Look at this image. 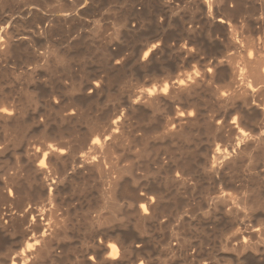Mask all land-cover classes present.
<instances>
[{"label": "bare ground", "instance_id": "bare-ground-1", "mask_svg": "<svg viewBox=\"0 0 264 264\" xmlns=\"http://www.w3.org/2000/svg\"><path fill=\"white\" fill-rule=\"evenodd\" d=\"M25 1H27V5L31 6L30 9H32V11L37 8H43L41 7L42 5L44 7L46 6L45 10L47 14H45L44 19L48 21L47 24L50 27L53 26L56 28H60L59 25L62 18H66L68 15L81 18L86 15L89 8L92 7L90 6L92 2L87 3L86 0L67 1L68 3L61 4L63 7L62 9L53 8V0L52 3L51 0ZM246 1L248 0H196L197 5L195 10L199 7L201 11L198 10L203 12V16L205 17L204 24H206L204 26L208 27L209 31H216L218 29L219 31L223 30L227 41L224 40L228 43V47L230 44L231 47L235 48L237 52L236 56H228L222 51L224 55H220V57L217 55L218 57L214 56L215 58L212 59L208 57L210 59L201 60L202 63H199L200 67L198 70H192V73L187 71L188 73H179L174 77H167L163 79L162 83L161 81L160 84L157 83V86L151 84L152 86L147 87L145 90L135 91L127 88L124 91V100L118 102L119 104L111 109V113L102 115L90 113L94 115L91 116L88 113L93 109H91V107L99 104L108 96H113L112 93L114 92H111L110 85L126 74L125 66L130 59V57L128 59L123 55V57H119V55H121L119 49L113 50L112 47L114 46H112V44V47L110 46V40L112 39L110 37L112 35L109 36L108 34L109 37H104V35L101 34L103 35V39L102 42L99 39L100 44L99 42L98 44L100 45L99 49L101 51L102 60L100 63L102 65L101 70L95 72L94 78L92 77L93 80L85 84L73 81L67 84V80L61 81L60 86H62L63 90L66 89L76 93V95L73 94L75 97L64 105H62L64 101L61 103V99H58L59 96L55 95V89L51 88L46 92L40 93L45 97V103L48 107L53 110L57 108L58 110L59 115L56 121L57 129L55 128L58 140L54 143L50 142L48 144H42L41 146H27L26 144V146L20 145V147L18 145L24 140L25 127L32 125V122L35 123L34 125H36L37 122L38 125L45 126L49 118L37 121L36 117L39 109L29 112V108H27L28 104L25 103L33 99L32 94L35 92L33 82H36L34 79H38L37 76L40 74V71L43 70L42 72L51 74L55 72L56 65L58 64L57 66L60 65L65 74V70L67 71L71 65L70 61L73 57V53L71 57L69 52L65 53L59 51L60 48L59 50L52 48L48 55H43V63H41L38 58L41 54L35 55L34 58L36 59L33 60L35 64L33 62L34 65L32 64V67L30 66L31 68L26 70L24 75L22 73L28 81L21 86V88L19 87L21 89V92L19 91L21 97H24V99H22L23 101L13 96L12 89V91L10 90L11 94L9 88L5 90L6 88L4 89V87L2 88L0 86V156L2 157L1 154L4 153H15L19 155H12L13 159L16 157V161L14 160L16 162L15 166H13V168H7V170L3 172V175L0 176V200L5 198L8 202L5 211L2 212L0 208V264H264V168L261 167L262 169L255 171L254 174L250 171L252 184L242 189V191H246L242 192L243 195L240 194L241 196L239 195V197H234V195L232 197L228 195L229 193L210 195L206 192L204 194L209 195V197L203 195V197H205V204H201V202H203L201 199H196L197 201L191 205L190 201H194V197L182 198L180 197L181 195L179 196L180 190L186 188L188 182L187 178L189 175L191 176L197 164L199 165V163H201L202 170L204 169L208 173H212L216 170L220 171L221 168L223 169L225 167L229 169L239 168L241 166L238 157L246 151V153H248L250 146H256L258 142H262L264 135L261 136L259 134L258 137H255L253 135L255 133H253L252 137L255 138L252 139L250 133L246 132L247 130H240L235 127L236 122H228L229 119L227 120L225 118H221L223 120L220 121H214L212 117H207L203 114L204 112L199 109L200 107H197L198 104L195 102L196 100L190 99L191 95L193 96L196 94L200 87L206 85L210 97H213L215 100L214 104L216 103L222 107L234 104L236 109L238 108V111L243 114L242 117L244 116L247 122L249 120H252V122L256 120L257 122L258 119H256V117L259 114L260 116L264 114V101H262V103L256 98L261 90L260 84L264 83V19L253 17L250 20V24L262 33L257 39L244 41L238 36V38H236L237 34L235 35V29H238L239 25L237 28L236 25L238 21L233 16L242 13L241 11L244 10H242V8ZM250 2L252 3L253 9L264 10V0H250ZM215 3L220 4V7L214 9ZM80 4L82 5L80 6ZM193 5H195V3ZM133 6L134 5H132L131 8H133ZM195 10H192V12L194 13ZM58 11L60 13H58ZM66 11H68V13H66ZM126 19L125 16L122 15L116 22H120V24L125 26L128 30L130 29L136 32L132 30V24V28L129 26V28L127 27ZM33 22L32 30L34 29L35 33L40 32L47 34L49 32V28L47 26L45 27V24L39 25L38 21ZM183 23L181 26L182 29L185 30L187 36L191 34L193 38L190 37L191 43H189V41L187 43L182 42L183 44L177 42L179 44L178 52L179 54L184 53L186 57L192 59L196 56V51L201 47L197 41L198 38L196 39L195 37L199 32L196 33L195 31L197 30L189 27V25V28H186ZM160 24L162 25V23ZM194 28L197 29L198 27ZM99 29L98 27L97 31ZM138 29L139 28H137V30ZM154 29H156V27ZM161 29L162 28H159V30ZM164 29L163 34L166 35L167 33L165 34ZM157 30H154L156 31L154 34H147V37H143L142 39L144 41L142 40V43L139 42L141 45L138 52L139 55L141 52V56L138 55V58L140 59L136 58L135 54V57L130 55L131 58L134 57V59L136 58L139 60V65L142 66L143 69H147L148 67L146 66L152 64L150 62L157 61V54L163 51H160L162 35L160 31L157 32ZM119 31L120 30H118V33ZM209 31L208 36L210 37ZM194 32L196 34H194ZM6 33L0 38V82L2 80L1 78L4 77L3 75L7 74V70H10L3 69L5 66H3V68L1 67L3 65L2 63L7 59L6 57H8V54H16L23 50L22 44H26L25 46L27 47L31 46L28 45L26 41L32 39L30 38L31 34L20 35V33L16 34L17 32ZM223 33L221 35H223ZM125 34L128 33L126 32ZM182 34L183 33H181V36ZM213 34H216V32ZM225 35H223V38H225ZM116 36L118 37V34ZM205 36L207 37V34ZM211 36L213 37V35ZM206 37L204 39H206ZM114 38L117 40L119 39L116 37ZM167 38H164L165 41ZM185 39L186 38H184V41ZM24 41L26 43H24ZM195 45L197 50L196 48L194 49ZM118 46L122 48L120 45ZM225 47L223 50H225ZM95 49H97V47ZM34 52L35 51H33V53ZM201 52H203L202 49ZM197 55H199V51ZM67 72H69V70ZM12 73L14 74L15 72ZM17 75H21L20 72ZM63 77L64 76H62V78ZM224 77H226L224 86H219L222 83L218 85V88L210 86V82L216 81L215 79L219 78L223 80L222 78ZM66 78L69 77L66 76ZM66 78L64 77L63 79ZM26 80L24 82H26ZM66 92L67 91H65V93ZM69 93L67 92V94ZM121 93H123V91ZM62 96L64 97L63 94ZM178 98L189 99L180 107L174 106L173 99ZM242 117L240 116L238 120ZM133 120H136L134 124L132 123ZM240 122L241 121H239V123ZM38 125L36 126L38 127ZM198 125H201L204 131L215 135H217L216 133H220L224 127L228 126L232 132L226 140L228 142L227 144L230 145L229 150L214 149L212 155L209 156V152H211L209 147L208 149L210 151L206 150L203 152L205 154L202 153V162H199V160L195 158V153H187V149H185L187 154H183L182 152L185 150L181 152V149L184 144L177 143L179 146L182 145L181 149L178 147V150L181 152L178 151L180 154L174 155L172 153L174 156H170V152L167 154L169 156L164 159L162 157L160 158L157 153V156L153 158L157 168L164 174L162 182L156 183L155 181L146 180L144 183V190L141 191V184L138 179L139 174L136 173L134 165L131 164L128 167H119L116 165L106 166L105 161L110 158L109 154H111L110 150L112 147L125 143L128 137H131L135 142L137 140L139 142L143 141L145 143L143 152H146L148 148H150L147 147L149 146L147 143L151 140L154 144V141L159 142L160 145L166 144V146L169 143L175 144L176 142L174 141H182L187 139L189 135L191 136ZM234 127L237 128V130H234ZM254 127L255 131L261 128V126L257 128L256 124H254ZM251 130H249V132ZM136 131H140V134L136 135ZM16 144L20 147L18 150V146H15ZM154 144L150 145L152 150L156 146ZM255 146L252 147L256 148ZM14 147H16V149ZM84 148H87V150L81 152ZM162 154H164V152ZM257 155L259 156V153H257ZM254 159L255 157L252 161H254ZM146 167L148 169L151 168L150 162L147 163ZM249 167H251V165ZM96 178L105 186L102 191L100 190L101 199L99 198V201L95 199L94 202H85V204L82 205L73 202L70 196L68 198H65L64 195V197H61L62 195L60 196L62 189H65L64 187L69 184L79 181L82 183L84 182V184L88 181L92 183ZM190 179L191 177L189 180ZM190 183L191 181H189V184ZM193 188L195 187L191 189ZM205 191L207 190L204 189V192ZM184 193L186 192L184 191ZM31 195L41 197V204H27L26 200ZM177 196H179V198ZM184 196H186V194ZM63 205L65 206L63 207ZM180 206H183L184 209L181 210ZM210 210L213 212L211 213L212 215H220L221 219H226L228 217L227 220L223 221L226 223V226L224 225V228L221 230V235L219 237L220 242L217 247L216 244L211 245L208 242L209 238L208 235H206V229L202 226L204 220L202 219L203 222H200L202 217L199 220V215H206L207 213L208 216ZM250 213H254V216L256 215L255 217L262 224V226L260 225L261 228L254 229L250 227L251 225L246 227V225L243 224L245 226L243 230H234L233 226L237 221L239 222L238 224L247 222V220L244 221V218ZM205 215L203 217H205ZM122 216L126 217L125 222L121 220ZM165 230L166 232L163 233ZM74 232H77V235ZM79 232H81V236H79ZM77 236H79V238H75ZM214 237L216 236L214 235ZM217 238L218 237H216V239ZM112 239L113 241H111ZM155 239H157V246L155 244L151 246V240L155 241Z\"/></svg>", "mask_w": 264, "mask_h": 264}, {"label": "rangeland", "instance_id": "rangeland-1", "mask_svg": "<svg viewBox=\"0 0 264 264\" xmlns=\"http://www.w3.org/2000/svg\"><path fill=\"white\" fill-rule=\"evenodd\" d=\"M67 1L70 2V0H63V1H61V0H53V3H52V0H51V3L53 5V8H58V9L61 8L62 9L63 8L62 5L65 4V3H68ZM80 1H83V0H80ZM86 1H87V3L92 2V3H90V6H92V7L89 8V11H88V13L86 15H84L81 18H76V17H71L70 15L67 14L68 16L67 15L66 16L68 18L67 17L66 18L65 17L62 18L60 20V25H59L60 28L59 27L56 28V27H53V26L50 27L47 24L48 21L46 19H44L45 18V14H47L46 10H45L46 6L44 7L42 5L41 7H43V8H39V9L37 8V9H34L32 11V9H30L31 6L27 5L28 3L25 0H16V1L15 0H9V1L8 0H0V31H1L0 32V38L6 32L7 33H10V32L11 33L12 32L16 33L17 32L16 34L20 33V35L21 34H24V35L31 34L30 38H32L31 40H29L30 42L26 41V42H28L27 44L31 45V46L27 47V46H25L26 44H22L23 45L22 47L24 48L23 50H21L20 52H18L16 54H8V57H6L7 59L5 58L6 60L2 63L3 65L1 64L2 68H3V66H5L3 69H10V70H7V74H4L3 75L4 77L1 78L2 80L0 82V86L2 88L4 87V89L6 88L5 90H8V88H9V92L10 93L13 90L12 92H13V94H14L13 96L15 98H20L21 101H23L22 99H24L23 96L21 97V93H20L21 89L20 88H21V86L26 84L28 81L25 79V76H23V75H24V72L26 70H28V69H30L32 67L33 62L35 64V61H33V60L36 59V58H34L35 55H40V54L42 55V56L40 55L41 58L38 57L40 59L41 63L44 62V58H42L43 55L44 54L48 55L49 52H51L52 48L53 49L56 48L57 50H59V48H60L59 51H62V52H65V53L69 52L71 57L73 55V57L71 58L72 62L70 61V63H71L70 67L71 68L69 67V69H68L69 72H67L68 70L67 71L65 70V74H64V70L61 69L60 65L57 66L58 65L57 64L55 72L50 74L48 72L47 73L46 72H42L43 70H41L40 74L37 76L38 77V79H37L38 81L36 79H34L36 82H33L34 83L33 84L34 85L33 88H35L34 89L35 92L33 91L34 94H32L33 95V97H32L33 99L31 101H26L25 104H28L27 108H29L28 109L29 112L36 111V110L39 109L38 110L39 112H38V115H37L38 118L36 117L37 121L38 120L41 121V119L45 120L48 117L49 118H48V122H47V124H45V126L38 125L37 122H36V125H38V127H37L36 125H34L35 123L32 122V125H29V127L28 126L25 127L26 129H24V140H22L20 142L21 144L17 143L19 146L20 145L21 146H26V144H27V146L28 145L29 146H31V145L32 146H34V145L41 146L42 144H48L50 142L54 143V142H56V140H58L57 137H56L57 136L56 135V129H57L56 121L58 120L57 117L59 115L58 114V110H57V108H55L56 110H53L50 107H48L47 104L45 103V97L43 95H41L40 93L46 92L47 90H49L51 88L55 89L54 90L55 91V95L59 96L58 99H61L60 100L61 103H62V101H64V103L62 105L67 104L72 98H74L76 93L70 92L69 90H66V89L63 90L62 86H60L61 85V81H63V80L66 81L67 80V84L72 82V81L73 82H77V83L85 84V83L93 80V78H94L93 76H94L95 72L101 70V65L102 64L100 62L102 60H101V51L99 49V46H100L99 44H100V41L102 42L103 35H104V37H109L111 35L112 36L114 35L113 37L112 36L110 37V38H112L110 40V42H111L110 46L112 44V46H114V47L111 46L113 48V50H115V49H119L120 50L121 55H119V57H121L123 55L124 57H126L128 59L130 57V59L128 60V63L126 64V66H128V65L129 66L128 67L125 66V73L126 74L121 78L122 80L119 79L117 81H114V83H112L110 85L111 92H114V93H112L113 96L112 95L110 97L108 96L107 98L103 99L99 104L91 107V109L93 108L94 110L93 109L91 111L88 110L89 114L92 113L94 115H102V114H105V113L106 114L107 113H111L110 112V111H112L111 109L114 106L118 105L119 104L118 102L124 100V97H125V94H124L125 92L124 91L127 88L133 89L135 91L145 90V89H147V87H151L152 86L151 84L157 86L158 84H160V81L162 83L163 79H165L167 77H174L175 75H178L179 73H188V72L192 73V70L193 71H195L196 69L198 70V68L200 67L199 63H202L203 60H208L210 58L211 59L215 58L214 56L218 57L217 55H219V57H220V55H224L223 53H226L228 56H236L237 55V52H236L234 47H231L230 44H229V47H228V45H227L228 43L226 42L227 41L226 40V35H225V32L223 30L219 31V29H218L216 31H209V28L204 26L206 24H204L205 23V17L203 16L204 15L203 12H200L201 10L199 9V7H198V9L200 11L198 9L195 10V7L197 5L196 4L197 3L196 0H194L195 2L193 0H185V1L184 0H141V1L139 0L141 3L138 0H91V1L86 0ZM58 2H60V3H58ZM55 3H58L60 5L62 4V5L60 6V5L55 4ZM98 3H99V5H98ZM194 3H195V5H193ZM215 4H216L217 7L215 6ZM215 4H214V7H213L214 9L220 7V4H218V3H215ZM81 5L82 4H80V6ZM130 5L131 6L134 5L133 8H131ZM243 6L244 7L242 8V10L244 9L243 10L244 12L241 11L242 13L235 14V16H233L238 21L236 27L238 28V25H239V28L235 29L236 30L235 31V35L237 34L236 38L239 37L240 39H243L244 41L249 40V39H257L258 37H260L262 35V33L260 31H258V29H256L254 26H252L250 24V20L253 17H260V18L264 19V10H255V9H253V6H252V3L250 2V0L246 1V3H244ZM191 9L193 11L195 10V12L193 13ZM260 11H262V12H260ZM55 12H57V11H55ZM197 12H198V14H197ZM58 13H60V12L58 11ZM58 13H56V14H58ZM66 13H68V11H66ZM171 14H172V16H171ZM122 15L125 16V19L127 18L126 19L127 27L129 26L130 28H132V26H133L132 30H135L136 32L131 31L130 29L128 30L125 26H122V24H120V22H116L117 19H119ZM190 18H192V19H190ZM198 19H200V20H198ZM33 21H38L39 25H41V24L44 25L45 24V27L47 26L49 28V32L50 33L49 32L47 34L46 33H40V32H36L35 33V30L34 29L32 30V25L34 24ZM183 21H184V23H183ZM160 23H162L163 26ZM182 23L185 24L186 28L189 25V27H192L194 30H197V31H195L196 33L199 32L197 34L194 32V34H196L195 35L196 39L198 38L197 41L199 43V46L201 45L200 49L198 50L199 51V55H197L198 51H196L197 52V54H196L197 57L195 56L196 58L194 57L192 59H189L188 57L185 56L184 53L183 54L182 53L179 54V52H178L179 51V49H178L179 48L178 47L179 44L187 43L188 41H189V43H191L190 39L193 38V36L191 34L190 35L188 34V36H187L185 30H183L182 27H181ZM115 24L117 25V28H116ZM131 24H132V26H131ZM133 24L136 25V26H134ZM138 24H139V26H138ZM186 24H187V26H186ZM201 24H202V26H201ZM69 25H70V27H69ZM98 27L100 29L97 31ZM155 27H156V29H154ZM194 27H196V28L198 27V28L195 29ZM137 28H139V29L137 30ZM159 28H162V29L159 30ZM117 29L120 30L119 33H118ZM163 29L165 30V34L167 33L166 35L163 34V32H164ZM51 30H53V31H51ZM154 30H157V32L160 31V34L162 35L161 36L162 39H161V46H160L161 49H160V51H162V50L163 51L160 52L159 54H157V59L156 60L159 61V62L152 61V62H150L152 64H148L146 66V67H148L147 69L146 68L143 69V67L140 66L139 65L140 63L138 62L139 61L138 59H140V58H138V55H139L138 51L140 50V45H141L140 43H142V40H143L142 38L143 37H147L148 35H152V33L154 34L156 32ZM125 31L128 34H125L126 33ZM208 31L210 32V37L208 36ZM130 32H132V33H130ZM212 32L213 33L216 32V34H213ZM95 33H96V35H95ZM99 33H100V35H99ZM181 33H183L182 36H181ZM222 33H223V35H225V38H223V35H221ZM101 34H103V35H101ZM108 34H109V36H108ZM117 34H118V37L116 36ZM206 34H207V37L209 38V41H208V38L205 36ZM144 35H146V36H144ZM211 35H213V37ZM126 36H127V38H126ZM167 36H168V38H167ZM114 37L119 38L120 40L118 39L119 40L118 41ZM183 37L186 38L187 40L185 39V41H184ZM205 37H206V39H204ZM215 37H216V39H215ZM84 38H85V40H84ZM164 38H167V40H169V41H167V40L165 41ZM182 38H183V40H182ZM201 38H202V40H201ZM99 39H100V41H99ZM114 41H116V42H114ZM26 42L24 41V43H26ZM98 42H99V44H98ZM113 42H114V44H113ZM118 42H121L122 45H121V43H118ZM202 42H203V44H202ZM74 43H76V44H74ZM118 45H120V47H122L124 49L119 48ZM225 46H227V47H225ZM25 47H26V49H25ZM94 47L95 48L97 47V49H95ZM224 47H225V50H223ZM49 48H50V50H49ZM195 48L197 50L196 45L194 46V49ZM176 49H178V50H176ZM201 49H202L203 52H201ZM63 50H66V51H63ZM33 51H35V52L33 53ZM135 51L137 52V54H136ZM222 51H223V53H222ZM134 54L136 55V58H138V59H136V58L134 59V57H135ZM130 55L134 56V57L131 58ZM139 56H141V52H140ZM204 57H205V59H204ZM208 57H210V58H208ZM6 61H7V63H6ZM134 61H137V62H134ZM153 62H155V63H153ZM23 68H24V70H23ZM11 71L15 72L14 73L15 75ZM17 71H18V73L20 72L21 75L23 73V75H22L23 77L21 75H17L18 74ZM57 71H59V72H57ZM71 75H72V77H71ZM11 76H13L14 78L11 77ZM62 76H64L65 78L67 76L69 78L63 79L64 77L62 78ZM19 77H21V78H19ZM48 77H49V79H48ZM60 77L62 78V80H61ZM219 79H215L216 81L210 82L212 84V85L210 84V86H215L217 88L219 86L220 87L224 86L225 85V81H226V77L222 78L223 80L225 79L224 81L221 80V79L219 80ZM25 80H26V82H24ZM69 80H71V81H69ZM57 81H58V83H57ZM18 82H19V84H18ZM48 82H50L51 84L48 83ZM117 82H118V84H117ZM219 84H221V85H219ZM120 85H122V86H120ZM260 88H261V90L257 94L256 98H258L257 99L258 101L262 102V101H264V83L260 84ZM59 89H61V90H59ZM57 90H59V91H57ZM14 91H15V93H14ZM65 91H67L68 93L70 92V93L67 94V92L65 93ZM122 91H123V93H121ZM207 93H208L207 86L205 85V86L200 87V89L197 91V93L194 94L193 96L191 95V98H190V99H193L194 101L196 100L195 102L198 104V105L196 104L197 107L198 108L200 107L199 109L202 112H204L203 113L204 115H206L207 117H212L214 119V121H216V120L220 121V120H223L221 118H225L227 120L229 119L228 122L229 121L230 122H232V121L236 122L235 123L236 124L235 127L239 128L240 130L241 129H244L245 131L247 130L246 132L250 133L251 136L250 135L249 136L252 139H254L256 136L258 137L259 134L261 136L264 135L263 134L264 133V114H261V116L259 114L256 117V119H258L257 122H256V120L253 121V122H252V120L251 121L249 120L247 122L245 120L244 116L242 117L243 114L238 111V108L236 109L234 104L227 105V107L219 106L216 103L214 104V102H215L214 98L210 97L209 93L207 95ZM62 94L64 95V97L62 96ZM73 94H75V95L73 96ZM68 95H70V96H68ZM66 98H67V100H66ZM187 99H189V98H187ZM187 99L186 98L173 99V104H174V106H179L180 107L181 105H184L187 102ZM30 102H32V103H30ZM45 113H46L47 116L45 115ZM236 114H238L239 116L236 115ZM94 115H91V116H94ZM240 116L242 118H240L238 120V118ZM135 121L136 120H133L132 123L134 124ZM239 121H241V122L239 123ZM249 122H251L253 125L251 123H249ZM249 124H251V125H249ZM254 124L257 125V128L260 127V126H261V128H258V129L256 128L257 130L255 131ZM238 126H240V127H238ZM235 127H234V130H237V128H235ZM45 129H46V131H45ZM229 130L230 129L228 128V126L224 127L223 130L220 133H216L217 135H215V134H211V133H208V132L204 131L202 129L201 125L200 126L198 125L195 128L194 132L191 134V136L193 135L192 137L189 135V137H190V138L188 137L189 139L187 138V139H184L182 141H174V142H176L175 144L174 143H169L166 146V144L165 145H160V143L157 142V141H154L155 142V144H154L152 140L151 141L149 140L150 142L147 143V144H149V146H147V147H150V148H148V150L146 152H143V148H144V145H145V143L143 141L139 142L137 140L135 142V141H133L131 139V137H128L126 142H125L126 144L125 143L118 144V145H115V146L112 147V149L110 150L111 154H109L110 158L106 159L105 163H106V166L116 165V166H119V167H126V166L128 167L131 164L134 165L135 166L134 169H136L135 170L136 173L139 174L138 179H139V182L141 184V189H140V191H141V190H144V187H145L144 183H145L146 180L155 181L156 183H161L162 180H163V175L164 174H163L162 171L160 172V170L157 168L156 164L154 163L155 161L153 160V158L155 156H157V153L160 156V158L162 157V158L165 159V157L169 156L167 154L170 153V152H171L170 156H174L175 154H178L180 152L178 150V147L181 149L182 145L184 144L182 149H181V152H182V150L184 151L185 149H187V153H195V158L198 159L199 162H202L201 159L203 157V154H205L203 152H205L206 150H208V151L211 150V152H209V156L212 155L214 149H218L219 148V150L220 149L221 150L222 149L223 150H225V149L229 150L230 145L227 144L228 142L226 141L228 136H230L229 134L232 133L231 130L230 131ZM249 130H251L252 132L251 131L249 132ZM136 132H138V133H136ZM136 132H135L136 135L140 134V131H136ZM253 133H255V134H253ZM252 134L255 137H252L253 136ZM259 141H261V140H259ZM263 142H264V136H263L262 142H260V143L258 142V144L261 145V146H259L258 144H256V146L252 145V146H255L256 148L250 146V148L251 147L252 148L248 149V153L249 154L246 153L247 152L246 151V152L241 154V156H242V157L240 156L241 158L238 157V161H240L239 164L241 166V167H239V164H238L239 168L236 167L234 169L233 168L229 169L228 167H225L223 169L221 168L220 171L216 170V171H213L214 173L213 172L212 173L211 172L208 173L204 169H203L204 171L202 170V164L201 163H199V165L197 164L195 166V169H194L195 171L193 170V172L191 173V176L189 175L188 178H187V181H188L187 185H186L187 189L185 188L183 190H180L181 191L180 193H183V194L179 193V196L181 195L180 197H182V198H186V197L187 198L188 197L192 198V197H194V201L193 200L190 201V204L192 205L195 201H197L199 199H201V201H203V202H201V204L202 203L205 204V197H209V195L206 194L207 195L206 196L204 194L206 192L208 194H210V195H216L217 193H219V194L220 193L221 194H223V193L224 194H228L229 193L228 195H230L232 197H233V195H234V197H239L240 194L243 195L242 192H245L246 190L242 191V189H245V188H247V186L249 187L252 184L250 171H251V173L254 174L255 171L264 168V150H263L264 149L263 148L264 147V143ZM177 143L178 144H182V145L179 146ZM17 144L15 146H18ZM152 144L156 145L153 150H152V148L150 146ZM19 146L17 147V150H18V148L21 147V146L20 147ZM161 146H162V148H161ZM14 148L16 149V147H14ZM86 150H87V148L86 149L84 148L81 152L86 151ZM163 152H164V154H162ZM182 153L183 154H187L186 150L184 152H182ZM257 153H259V156L257 155ZM4 154H1L2 157L0 156V176L3 175V172H5L7 170V168H13V166H15V163H16L15 162L16 161V157H14L15 159L12 158V155L13 156L16 155L15 153H12V154L11 153H4ZM254 157H255L256 160L258 158V160H257L258 164H257V161L255 159H254V161H252ZM238 161H237V163H238ZM255 161H256V163H255ZM148 162H150V167H151L150 169H148L146 167ZM250 163H252V164H250ZM249 164L251 165V167H249L250 166ZM10 166H12V167H10ZM245 167H247V168H245ZM240 169H242V170H240ZM248 169H249V171H248ZM192 174H193V176H192ZM190 177H191V179L189 180ZM192 177H196V178H192ZM95 180L92 181V183L88 181V182H85V184H84V182L82 183L80 181L79 182L76 181L77 183L74 182L73 184H69L68 186L64 187L65 189H62V191L60 192V196L61 195H62L61 197L65 196V198H68L70 196V197H72L73 202H75L76 204L78 203V204H82V205H84L85 202H87V203L88 202H94L95 199H97L99 201V198L101 199V197H100L101 191L103 190V188L105 186H104V184L101 181L98 180V178H96ZM189 181H191L190 184H189ZM245 184H247V185H245ZM189 186H191V187H189ZM192 187H195V188L191 189ZM204 189L207 190V191L204 192ZM190 190H191V192H190ZM184 191L186 193H184ZM229 191H231V192H229ZM239 192H241V193H239ZM191 193H194V194H191ZM237 193H239V194H237ZM185 194H186V196H184ZM203 195L205 197H203ZM179 196H177V197L179 198ZM40 199H41V197H37L35 195H31L26 200V203L29 204V205H38V203L41 204V200ZM0 205H1L0 206L1 211L2 212L5 211L7 206H8V202L6 201L5 198L4 199L2 198V200H0ZM64 206L65 205H63V207ZM180 209L183 210L184 207L180 206ZM211 213H213L212 210H210L208 212V214H209L208 216L209 217L207 216V213H206V215L204 214L205 217H203L204 215H202V214H201L202 216L199 215L200 217L199 216L198 217H199V220L202 217L200 222H203L202 219L204 220L202 226L205 227V229H206V232H207L206 235H208V238H209L208 242L211 245H215L216 244V247H217L218 243L220 242L219 241L220 240L219 237L221 235V230L224 228V225L226 226V223L223 222V221L227 220L228 217L226 219H221L220 215L214 216ZM254 213H250V214L247 215L248 217L246 216L244 218V221L247 220V222L243 221L244 223L238 224L239 222L237 221V223L234 225L235 227L233 226V229L234 230L236 229V231H241L245 227L244 225H246V227H249L251 225L250 227H252L254 229L255 228H257V229L261 228L262 224L255 217L257 214L255 213L256 215L254 216ZM121 220H123L125 222L126 221V217L122 216ZM199 224H202V223H199ZM206 225H208V226H206ZM164 232H166V230L163 231V233ZM74 233L77 235V232H74ZM78 234H79V236H81V232H79ZM214 235L216 237H218V238L216 239V237H214ZM79 236H77L75 238H79ZM111 241H113V239ZM155 241H156V243H155ZM155 241L151 240L150 245L153 246V244H155L157 246V239H155ZM77 244H79V243H77Z\"/></svg>", "mask_w": 264, "mask_h": 264}]
</instances>
